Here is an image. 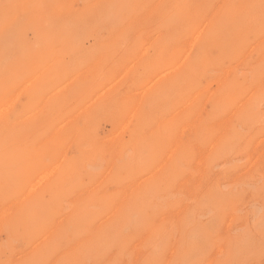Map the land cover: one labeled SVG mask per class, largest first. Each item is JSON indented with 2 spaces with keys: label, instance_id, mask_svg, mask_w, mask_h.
I'll use <instances>...</instances> for the list:
<instances>
[{
  "label": "rangeland",
  "instance_id": "rangeland-1",
  "mask_svg": "<svg viewBox=\"0 0 264 264\" xmlns=\"http://www.w3.org/2000/svg\"><path fill=\"white\" fill-rule=\"evenodd\" d=\"M39 166L67 181L13 200ZM18 263L264 264L262 0H0V264Z\"/></svg>",
  "mask_w": 264,
  "mask_h": 264
},
{
  "label": "bare ground",
  "instance_id": "bare-ground-1",
  "mask_svg": "<svg viewBox=\"0 0 264 264\" xmlns=\"http://www.w3.org/2000/svg\"><path fill=\"white\" fill-rule=\"evenodd\" d=\"M122 66V65H121ZM119 69H120V67H119ZM161 70V68L159 67V66H155V69H152L150 72H149V74L150 75H154V76H156L158 73H159V71ZM163 72V71H162ZM175 72V71H174ZM173 71H172V73H174ZM160 74V73H159ZM149 75V76H150ZM169 75H170V73H169ZM162 76V75H161ZM158 77V76H157ZM166 81L167 80V74L166 75H163L162 77H160V79H159V81ZM158 81V80H157ZM176 82V81H175ZM174 85V84H173ZM181 89V88H180ZM174 91V90H173ZM163 94V93H162ZM166 95V94H165ZM180 95V94H179ZM168 96V95H167ZM102 97V96H101ZM115 101H117V97H114L113 98ZM113 103H115V102H112L111 104L113 105ZM179 104V103H178ZM187 104V103H186ZM191 104V103H190ZM183 106V105H182ZM246 107V106H245ZM246 111V110H245ZM174 112V111H173ZM173 115H176V114H173ZM254 115V114H253ZM119 116V115H118ZM172 116V115H171ZM102 118V119H101ZM120 118H122V121H124L125 120V118H126V114L124 113V112H122V114H121V117ZM109 117H106V118H103V117H101L100 116V114H98V113H92V114H90L89 115V117H88V119L86 120V122L88 123V124H90L91 126L92 125H94L95 123H96V121H98L100 124H103L106 128H108V129H110V131L111 132H113L115 129H118L121 125H122V123L121 124H119L118 122H117V120L119 119V118H117V117H112V119H111V122H108L109 121ZM165 119V118H164ZM198 119V118H197ZM160 120V119H159ZM104 121V122H103ZM160 122V121H159ZM193 122V121H192ZM161 123V122H160ZM163 123V122H162ZM220 123V122H219ZM222 123V122H221ZM165 126V125H164ZM170 127V126H169ZM126 128V127H125ZM147 128H149V126L147 127ZM166 128V127H165ZM120 129V128H119ZM122 129V128H121ZM145 129H146V127H145ZM184 129V128H183ZM147 130V129H146ZM106 131V130H105ZM193 131V130H192ZM142 132L143 133H145V130L143 129L142 131H141V133H138L136 136L138 137V136H140L141 134H142ZM161 132V131H160ZM181 132V131H180ZM73 133V132H72ZM102 133V132H101ZM133 133V132H132ZM182 133V132H181ZM189 133V132H188ZM115 135V134H114ZM161 135H162V133H161ZM170 136V135H169ZM186 136V135H185ZM159 137V136H158ZM70 138V135H69V137H65L64 139L63 138H61L62 140H64V141H66V140H68ZM111 138H113V137H111ZM187 138V137H186ZM188 139V138H187ZM134 140V139H133ZM189 140V139H188ZM112 142H113V140H112ZM155 142V141H154ZM121 143H127V136H125V137H122L121 139H115L114 138V144L112 145V147L111 148H113L115 145H119L120 146V144ZM176 144V143H175ZM59 145H61V144H59ZM106 145V144H105ZM62 146V145H61ZM61 146H60V148H61ZM95 146H99L98 144H96ZM94 146V147H95ZM93 147V146H92ZM101 147L103 148V150H105L107 147L106 146H103V145H101ZM110 148V149H111ZM131 148V147H130ZM153 148V147H152ZM156 148V147H155ZM95 152V151H94ZM138 153V152H137ZM152 153V152H151ZM92 154V153H91ZM152 155V154H151ZM153 156V155H152ZM66 157H68V155L66 156ZM154 157V156H153ZM66 159V158H65ZM68 159V158H67ZM78 159H81V158H79L78 156H75L72 160H67V162H66V164H65V168L63 169V173H62V175L63 174H68V173H70V174H72L73 176H78L77 174V165H78ZM94 159H95V157H94ZM93 159V160H94ZM76 161V162H75ZM163 162V161H162ZM145 165V164H144ZM143 165V166H144ZM133 166V165H132ZM129 167V166H128ZM139 168V167H138ZM157 168V167H156ZM41 169H43L42 167H37L36 169H34V171H32V172H29V174L28 175H26V176H24V178H22V179H20V181L18 182V184H19V189L17 190V191H15V192H13V197H12V199L13 200H16V202L20 199V198H22V197H27L26 199H30V200H32V201H35V202H40V200H42V199H44V198H47V196H48V194H49V192H51V191H53L55 188L57 189V188H59L61 185H63L67 180L65 179V178H63V176L62 175H59L58 177H57V179L53 182V183H51V184H47L46 183V181L44 180V178H46V177H44L43 179H40L37 183H35L36 182V179H37V177H38V175L40 174V172L42 171ZM153 169V168H152ZM80 170V169H79ZM176 173V172H175ZM262 173V172H261ZM136 175H138V174H136ZM97 178H98V176L96 175V174H92V175H90V177H89V181L90 182H95L96 180H97ZM123 180V179H122ZM124 180H125V178H124ZM118 181V180H117ZM42 185H45V186H42ZM91 186V185H90ZM138 186H139V184H138ZM140 188V187H139ZM143 188V187H142ZM109 194V193H108ZM125 194V193H124ZM109 196V195H108ZM107 197V196H106ZM99 199L100 197H95V199ZM124 198V197H123ZM29 200V201H30ZM21 202V201H20ZM39 205V204H38ZM25 207V206H24ZM34 207H35V205H34ZM26 208V207H25ZM48 208V207H47ZM30 210V209H29ZM49 210V209H48ZM31 211V210H30ZM50 211H51V208H50ZM49 211V212H50ZM57 211V210H56ZM45 212V211H44ZM44 212H42V213H44ZM47 212V211H46ZM7 213V212H6ZM60 213V212H59ZM4 215V214H3ZM45 215V214H44ZM27 216V215H26ZM31 216V215H30ZM35 216V215H34ZM23 217V216H22ZM32 217V216H31ZM17 218L18 217H13L12 219H10L9 220V222H11V223H15V224H18L19 222H18V220H17ZM36 218V217H35ZM39 218V217H38ZM47 218V217H46ZM22 219V218H21ZM41 219V218H40ZM45 219V218H44ZM24 221V220H23ZM31 219L30 218H28V221L26 222V223H31ZM34 221V220H33ZM36 221H37V219H36ZM38 221H39V219H38ZM41 221V220H40ZM25 222V221H24ZM47 223V222H46ZM83 223V222H82ZM102 224V223H101ZM100 224V225H101ZM27 225V224H26ZM94 225V224H93ZM106 225V224H105ZM105 225H103V227L105 226ZM25 226V225H24ZM76 226V225H75ZM91 226V225H90ZM9 227H11L12 228V226H9ZM50 227V226H49ZM102 226L100 227V228H103ZM23 228V227H22ZM21 228V229H22ZM41 228V227H40ZM99 228V229H100ZM36 229V228H35ZM42 229V228H41ZM38 230V229H37ZM84 230V229H83ZM76 231V230H75ZM78 231H79V229H78ZM78 231H76V232H78ZM43 232V231H42ZM49 232V231H48ZM75 232V233H76ZM90 232V231H89ZM22 233H23V231H22ZM36 233V232H35ZM34 233V234H35ZM91 233H93V231H91ZM90 233V234H91ZM33 234V235H34ZM37 234V233H36ZM26 235V234H25ZM24 235V236H25ZM35 236V235H34ZM34 236H33V238H34ZM28 237V235L26 236V237H24V238H27ZM30 237V236H29ZM30 239V238H29ZM31 239H32V237H31ZM31 239H30V241H31ZM38 239V238H37ZM72 239V238H71ZM80 239V238H79ZM38 240H40V239H38ZM43 240V239H42ZM92 241V240H91ZM30 243V242H29ZM86 244V243H85ZM74 246V245H73ZM30 247V246H29ZM34 247V246H33ZM74 248V247H73ZM87 248V247H86ZM28 249V248H27ZM32 249V248H31ZM21 250H22V248H21ZM58 250V249H57ZM87 250V249H86ZM31 251V250H30ZM54 251V250H53ZM11 252V251H10ZM92 252H94V251H92ZM54 253V252H53ZM8 254H10V253H8ZM94 254V253H93ZM27 255V254H26ZM25 255V256H26ZM43 255V254H42ZM72 255V254H71ZM79 255V254H78ZM7 256H9V255H7ZM13 256V254H11V256L10 257H12ZM23 256V255H22ZM45 256V255H44ZM43 257V256H42ZM91 258V257H90ZM3 259V258H2ZM49 259V258H48ZM3 260H5V259H3ZM3 260H1V261H3ZM21 260V259H20ZM14 261V260H13ZM30 261V260H29ZM18 262H19V260H18ZM62 262V261H61ZM2 263V262H1ZM21 263V262H20ZM19 264V263H18Z\"/></svg>",
  "mask_w": 264,
  "mask_h": 264
},
{
  "label": "snow or ice",
  "instance_id": "snow-or-ice-1",
  "mask_svg": "<svg viewBox=\"0 0 264 264\" xmlns=\"http://www.w3.org/2000/svg\"><path fill=\"white\" fill-rule=\"evenodd\" d=\"M262 6H264V0H262Z\"/></svg>",
  "mask_w": 264,
  "mask_h": 264
}]
</instances>
